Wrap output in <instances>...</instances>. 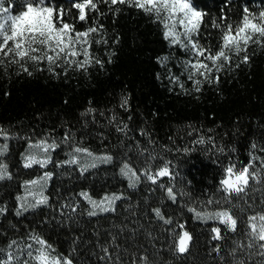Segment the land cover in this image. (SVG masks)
Masks as SVG:
<instances>
[{"label": "trees", "instance_id": "obj_1", "mask_svg": "<svg viewBox=\"0 0 264 264\" xmlns=\"http://www.w3.org/2000/svg\"><path fill=\"white\" fill-rule=\"evenodd\" d=\"M52 2L66 11L71 7L70 0ZM191 2L205 13L199 36L194 39L213 50L221 34L213 21L221 23L223 15L235 26L245 8L256 15L264 11V0ZM115 7L120 9L118 13L101 2L99 13H90L87 22L78 21L75 10L65 16L78 31L94 21L103 25V31L91 37L92 56L103 66L93 62L86 71L56 67L53 73L46 62H29L26 66L32 74L28 75L18 65H0V127L23 139L19 149L10 150L11 155L18 159L29 138L49 136L61 141L66 132H71L74 142L96 154L107 152L115 157L114 164L106 168L111 174H54L48 205L24 215L16 214L14 188L10 182L4 183L0 189V208L5 209L0 214V248L7 250L12 240L27 243L35 232L53 245L56 253L70 254L74 264H116L117 253L119 264H140L139 257L145 255L150 264H235L237 259L245 264H264V257L257 255L256 249L251 255L240 250L235 256L230 254L236 241L247 243L243 221L252 214L249 206L257 212L264 209V181L250 183L246 195L233 196V212L239 216L235 233L216 221L197 220L188 211L190 207L208 211L219 208L205 202L223 196L218 191L223 166L230 160L237 162V167L247 163L253 143L264 147V47L250 43L249 63L236 67L240 57L234 56L231 67L220 73L218 84L205 82L197 92L184 73L183 61L189 53L164 38V28L154 15L127 5ZM102 38L107 43L95 42ZM162 57L168 60L164 62ZM171 76H179V83ZM125 98L128 106L122 108ZM112 116L115 123L109 122ZM117 123L127 125V135L116 131ZM200 135L206 140L211 137L216 147L194 144ZM220 147L223 153L218 151ZM184 148L190 151L184 153ZM150 151L157 155L155 162L150 161L153 170L162 164L161 158L171 161L175 179L164 177L159 183L174 185L175 203L146 179L130 188L119 175L121 158H130L135 167L143 153ZM256 154L264 156L259 151ZM82 190L95 198L104 193H123L125 199L117 203L115 212L89 217L80 207L70 218V210L61 209V205L67 203L68 194L78 197ZM155 207L172 219V225L165 226L155 217ZM177 223L185 224L193 237L183 254L174 250L177 238L172 235L173 229L181 231L175 227ZM217 226L221 227V240L212 239L211 228ZM113 236L119 247H109L112 261L101 260V246L112 245ZM216 247L219 253L214 251Z\"/></svg>", "mask_w": 264, "mask_h": 264}, {"label": "snow or ice", "instance_id": "obj_2", "mask_svg": "<svg viewBox=\"0 0 264 264\" xmlns=\"http://www.w3.org/2000/svg\"><path fill=\"white\" fill-rule=\"evenodd\" d=\"M103 2L115 13L120 11L116 5H127L143 10L145 13L154 15L164 28V38L173 46L185 49L189 53V58L183 61L184 73L187 79L192 81L195 91L199 92L205 82L219 83L220 73L226 68H230L233 57H240V63H249L250 57L247 54L249 44H256L264 47V11L258 15L250 13L248 8L244 9V15L240 22L233 26L227 23V17L221 16V23L213 21V27L220 29V43L213 50L210 46L199 43L194 37L199 36L200 26L203 22L205 13L197 10L193 6L191 0H70L71 7L66 11L62 6L57 7L52 0H24L22 10L13 13L11 0H0V65L15 64L20 67L23 72L31 75L26 66L29 62L34 65L47 63L48 71H55L56 67L71 68L75 67L86 71L94 62L103 66V62L92 56L91 48L93 34L99 35L103 31V25L98 21H94L92 26L87 27L83 31H78L74 23L65 20L66 14L75 10L76 19L81 22H87L90 19V13H99V4ZM8 4L9 6H5ZM96 43H107L103 38L95 41ZM244 53L241 57L240 54ZM83 57V59H80ZM162 61L166 62L168 57H162ZM42 70V69H41ZM183 74V73H182ZM215 74V75H214ZM170 79L179 83V76H171ZM180 87L184 85L181 83ZM122 108L128 106L127 98L123 99ZM93 110H89L91 113ZM85 113V115L89 114ZM110 123L116 122V117L112 116ZM116 131L127 135V125L116 124ZM141 135H147L141 132ZM8 131L0 127V139L5 141L0 143V157H3L8 151L7 141L10 139ZM61 143L68 145L70 151L67 152L68 159L57 162V167L64 165H76L81 175L96 168L100 164H110L115 157L104 152L96 154L90 148L83 146L79 142H74V134L66 132L60 142L48 138H42L33 142L30 138L25 154L23 155V166L31 168L33 165H39L41 168H47L52 161V152L60 147ZM194 144L204 145L210 144L216 147L211 137L207 140L200 135L193 141ZM253 151L249 153L247 163H242L237 167V162L229 161L223 166V177L219 180L218 191L223 193L219 199L209 198L206 206L213 204L219 205L216 210H198L196 207H190L195 219L207 223L208 221H216L219 225L226 228L227 231L235 233L238 228L239 216L234 214L232 204L233 196H240L247 190L251 184H261L264 181V156L256 154L257 151L264 153V147L253 143L251 145ZM194 150V149H193ZM146 151V150H141ZM180 151V149H177ZM184 153L190 150L184 148ZM223 153L224 148H218ZM156 157L150 154L149 159L145 161L143 168L134 167V162L130 158L123 157L119 160V175L128 181V187L135 188L141 182V177L157 185L161 188L169 201L175 203L177 201V193L174 191V185L165 186L159 181L167 177L170 181L175 179V174L170 167L171 161L162 159V164L157 166L155 171L152 169L151 162ZM52 172L45 171L36 179L25 181V195L17 197L20 201L16 210L17 215H22L24 211L35 209L41 205H47L49 197L44 194V189L48 182L52 179ZM11 179V173L8 171L7 164L0 161V180ZM187 195V193H180ZM88 206L87 215L95 217L100 214L116 211L117 201L125 199L123 193H104L98 199L89 191L82 190L76 194ZM31 197V200H29ZM61 209H69V215L77 213L80 209V201L74 197L70 202L62 204ZM252 214L247 215L243 223L245 224L244 234L247 237V243L241 241L235 242V248L230 253L235 256L237 250L247 251L251 255V250L256 249V254L264 257V209L255 211L249 206ZM5 211L0 208V214ZM241 212L245 209L241 208ZM155 217L163 223V225H172L173 221L170 217H166L160 207L152 209ZM63 214V213H62ZM181 231L172 235L177 239L173 241L174 250L183 254L189 250L190 242L193 237L186 229L185 224L177 223ZM167 230V229H166ZM213 240H221V227H212ZM29 239L33 243H24L22 241L12 240L7 245V250L0 248V264H74L71 255L56 253L53 245L33 232L29 235ZM116 237H112V245L101 246L104 253L100 257L101 260L112 261V253L109 247L115 245ZM217 253L220 248L214 249ZM116 264H119L120 256L116 254ZM140 264H150L148 256L139 257ZM235 264H245L244 260L237 259Z\"/></svg>", "mask_w": 264, "mask_h": 264}, {"label": "rangeland", "instance_id": "obj_3", "mask_svg": "<svg viewBox=\"0 0 264 264\" xmlns=\"http://www.w3.org/2000/svg\"><path fill=\"white\" fill-rule=\"evenodd\" d=\"M12 3H13V10L18 12L19 10H22V5L24 3V0H13ZM9 135H10L11 138L7 141L8 151L3 157H0V161H2L3 163L7 164L8 171L11 173V179H7L6 178V179H3V180H0V189H1V187H4L2 185L4 183H6V182H10L12 184V186L14 188L13 191L15 193L14 194V202H15L14 208H15V210H17V208L19 207V204H20V201L17 199V197L24 196L26 194L25 193V187H24L25 181L36 179L37 177L41 176L43 174V172H45V171L53 173L52 179H53L54 174H62V175L63 174H81L80 171H79L78 166H76V165H64L62 167H57L56 166L57 162L68 159L67 152H69L71 150L68 145H65L63 143H61L59 148H57L54 152H52V161L53 162L51 164H49L47 166V168H41L39 165H33V167H31V168H25L23 166L22 157H23V155L25 154V152L27 150L28 144H26V146L24 147L23 151L20 153L19 158L16 159L14 155H11V151L10 150L12 148H14L15 150L19 149L22 146L23 139H19L18 137L13 136L11 134H9ZM42 138H48L49 142H51V140L53 139L52 137H49V136H44ZM42 138H39V139H42ZM39 139H35V140L32 139V141L35 142V141H37ZM56 141L60 142L58 140H56ZM4 142L5 141L0 139V143H4ZM150 154L152 156H155V157L157 156V155H154L153 151H150L147 154L143 153V155L141 156V161L139 160V163L137 162L135 164V167H137L138 169L139 168H143L145 166V161L147 160V158L149 159ZM156 159L152 160V161L155 162ZM113 164H114V161L112 163H110V164H100L96 168L89 169V171L85 172L84 174H100V173L101 174H111L112 171H110V170H108L106 168L110 167ZM151 165L153 166V163ZM170 167H171V165H170ZM153 171H155V170H153ZM142 178L143 177H141V179ZM52 179L48 182L47 187L44 189V194L46 196H48V190H49V187L51 185ZM66 197L67 198L65 199V201H67V203L70 202V200L73 197L76 200H79L82 212L87 214V207L88 206L86 205V203L80 197H75L74 195H71V193L68 194ZM29 200H31V197H29ZM118 202L119 201H117V203ZM47 205H41V206H39V207H37L35 209H29L27 211H24L22 215H24V214H26L28 212L37 210L38 208H41V207H44V206H47ZM104 214H107V213H104ZM104 214H100V215H104ZM27 243H33L34 244V242L31 241L30 239H29V241H27ZM34 247H36L35 244H34Z\"/></svg>", "mask_w": 264, "mask_h": 264}]
</instances>
